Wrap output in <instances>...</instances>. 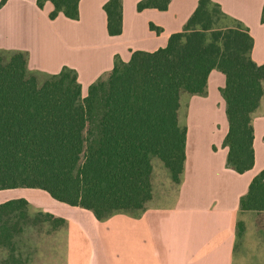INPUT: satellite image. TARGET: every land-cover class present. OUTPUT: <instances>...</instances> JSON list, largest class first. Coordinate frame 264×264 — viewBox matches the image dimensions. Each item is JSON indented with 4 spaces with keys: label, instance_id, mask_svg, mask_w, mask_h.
Instances as JSON below:
<instances>
[{
    "label": "trees",
    "instance_id": "1",
    "mask_svg": "<svg viewBox=\"0 0 264 264\" xmlns=\"http://www.w3.org/2000/svg\"><path fill=\"white\" fill-rule=\"evenodd\" d=\"M48 1L54 5L51 20L59 14L79 19L80 0H37V5L42 9ZM169 4L141 0L137 10L166 11ZM103 8L108 34L120 35L122 0H108ZM253 47L244 24L212 0H199L183 31L172 34L165 47L135 51L128 62L116 57L85 98L76 70L63 67L40 84L28 69L27 52L0 50V190L41 189L91 210L99 220L144 210L153 198L154 158L174 183L181 181L187 134L179 118L181 98L205 95L214 69L226 77L221 89L229 125L226 165L240 174L249 171L255 164L253 114L264 95V64L252 59ZM27 205L25 199L0 205L3 240L18 229L11 216ZM239 207L264 212V170Z\"/></svg>",
    "mask_w": 264,
    "mask_h": 264
},
{
    "label": "crops",
    "instance_id": "2",
    "mask_svg": "<svg viewBox=\"0 0 264 264\" xmlns=\"http://www.w3.org/2000/svg\"><path fill=\"white\" fill-rule=\"evenodd\" d=\"M107 1L80 0L78 20L63 14L51 20L50 1L41 9L37 0H6L0 6V50L27 52L28 69L35 74L76 70L85 98L90 85L113 69L116 57L128 62L135 51L165 47L172 34L183 31L199 2L170 0L166 11L139 12L141 0H122V33L110 36ZM212 1L249 29L252 59L264 64V0ZM225 84V75L214 69L205 95H182L179 118L186 109L187 134L181 181L174 183L170 174L155 177L153 168V198L144 210L99 220L91 210L57 201L41 189L0 190V205L28 202L11 216L10 224L18 227L13 236H0V264H264V212L239 207L264 170L259 125L264 95L253 114L255 164L240 174L226 165Z\"/></svg>",
    "mask_w": 264,
    "mask_h": 264
},
{
    "label": "rangeland",
    "instance_id": "3",
    "mask_svg": "<svg viewBox=\"0 0 264 264\" xmlns=\"http://www.w3.org/2000/svg\"><path fill=\"white\" fill-rule=\"evenodd\" d=\"M9 56H6V58H8ZM37 77L39 79V83H43V81L45 80V74H37ZM185 96H188V95H185ZM185 114H186V109H182L180 111V120H181V123L184 124V122L186 121V117H185ZM185 125V124H184ZM260 128L261 130L264 131V119L263 121L260 122ZM154 162V176L156 177V175L159 177V178H163V177H166L167 175L169 176V171L168 169L165 167V165L163 164V162L159 159H156L153 161ZM264 219V218H263ZM262 219V220H263ZM264 221V220H263Z\"/></svg>",
    "mask_w": 264,
    "mask_h": 264
}]
</instances>
